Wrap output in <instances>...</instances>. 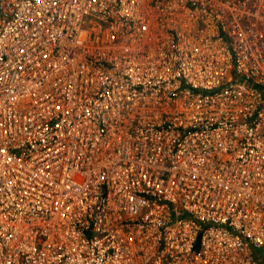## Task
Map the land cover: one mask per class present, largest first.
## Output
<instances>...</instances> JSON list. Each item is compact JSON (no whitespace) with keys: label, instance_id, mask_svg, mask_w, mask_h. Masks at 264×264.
Masks as SVG:
<instances>
[{"label":"built area","instance_id":"obj_1","mask_svg":"<svg viewBox=\"0 0 264 264\" xmlns=\"http://www.w3.org/2000/svg\"><path fill=\"white\" fill-rule=\"evenodd\" d=\"M264 0H0V264H258Z\"/></svg>","mask_w":264,"mask_h":264},{"label":"trees","instance_id":"obj_2","mask_svg":"<svg viewBox=\"0 0 264 264\" xmlns=\"http://www.w3.org/2000/svg\"><path fill=\"white\" fill-rule=\"evenodd\" d=\"M254 257L258 264H264V254L259 251L254 252Z\"/></svg>","mask_w":264,"mask_h":264}]
</instances>
